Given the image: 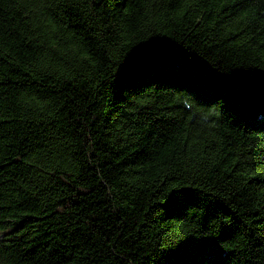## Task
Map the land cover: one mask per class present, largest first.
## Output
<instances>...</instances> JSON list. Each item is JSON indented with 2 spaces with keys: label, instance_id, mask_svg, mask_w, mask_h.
<instances>
[{
  "label": "trees",
  "instance_id": "16d2710c",
  "mask_svg": "<svg viewBox=\"0 0 264 264\" xmlns=\"http://www.w3.org/2000/svg\"><path fill=\"white\" fill-rule=\"evenodd\" d=\"M0 264H264V0H0Z\"/></svg>",
  "mask_w": 264,
  "mask_h": 264
},
{
  "label": "snow or ice",
  "instance_id": "6c2138e0",
  "mask_svg": "<svg viewBox=\"0 0 264 264\" xmlns=\"http://www.w3.org/2000/svg\"><path fill=\"white\" fill-rule=\"evenodd\" d=\"M186 195L187 194L182 192H176L174 193L172 199L176 200L180 197H186ZM201 219H202V228L204 232H210V230H214L216 226L219 225L227 233V235L223 237L224 240H232L233 237L235 236V233L232 232L231 224H229V222L226 220L218 218L216 214L211 210H206L205 216ZM232 222L235 223L234 220ZM216 244L218 248L221 247L220 241H217ZM249 259H251V257H249Z\"/></svg>",
  "mask_w": 264,
  "mask_h": 264
}]
</instances>
